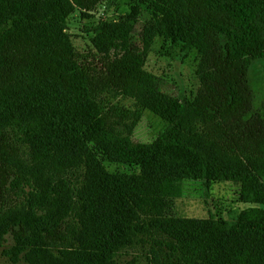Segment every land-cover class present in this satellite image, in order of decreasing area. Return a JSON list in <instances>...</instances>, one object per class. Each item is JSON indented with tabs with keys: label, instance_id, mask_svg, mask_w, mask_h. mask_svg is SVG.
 Wrapping results in <instances>:
<instances>
[{
	"label": "trees",
	"instance_id": "1",
	"mask_svg": "<svg viewBox=\"0 0 264 264\" xmlns=\"http://www.w3.org/2000/svg\"><path fill=\"white\" fill-rule=\"evenodd\" d=\"M100 1L0 0V247L27 264H116L124 254L121 264L140 254L146 264H264L260 215L245 211L229 225L143 209L155 213L200 168L239 184L243 200L264 201V101L255 105L249 79L251 60L264 56V0H158L168 10L142 41L129 21H101L95 53L74 50L65 32L72 2L92 11ZM156 33L201 51L200 85L179 103L144 81L171 125L152 144L121 141L130 125L106 120L93 96L119 95ZM196 117L211 121L202 129L218 151L189 129ZM91 134L140 173L107 172Z\"/></svg>",
	"mask_w": 264,
	"mask_h": 264
},
{
	"label": "rangeland",
	"instance_id": "2",
	"mask_svg": "<svg viewBox=\"0 0 264 264\" xmlns=\"http://www.w3.org/2000/svg\"><path fill=\"white\" fill-rule=\"evenodd\" d=\"M72 4V10L66 17L65 32L74 50L88 54L95 53L91 37L94 27L101 21L131 22L134 24L132 38L140 42L144 28L157 27L168 10L167 4L158 0H101L92 11H84L73 2ZM202 58L201 51L196 47L184 45L181 41L166 40L163 35L156 33L146 46L140 72L127 87L119 95L100 93L93 96L106 120L118 122L120 127L122 124L130 125V128H124L121 141L127 139L134 144H152L171 125L169 118L151 108L149 98L142 89V85H147L144 81H153L154 88L177 99L179 103L185 99L192 100L200 85L198 69ZM249 79L254 92V103L259 105L264 101V56L251 60ZM205 123L211 124V121L196 117L189 129L195 132L197 140L203 139L218 151L221 143L205 135L202 129ZM109 141V138L99 134H91L87 139L104 169L115 174H139L140 165L113 160L108 155L106 145ZM260 166L264 170V162ZM205 172L200 168V176L182 179L181 193L166 196L164 206L159 207L155 213L152 208L143 207L149 213L145 217L154 218L158 213L170 218L217 219L231 225L247 211L248 215H260L264 220V201H245L240 196L239 184L211 177ZM261 179L264 182V176ZM10 242L11 239L7 238L6 245H10ZM142 250L147 251L148 247L138 252ZM133 254L138 253L134 250ZM138 257L136 264L147 263L144 255L140 254ZM130 258L131 255L124 254L122 258H113V261L121 264L123 260ZM11 259L3 251V247H0V264H27L23 261L16 263Z\"/></svg>",
	"mask_w": 264,
	"mask_h": 264
}]
</instances>
